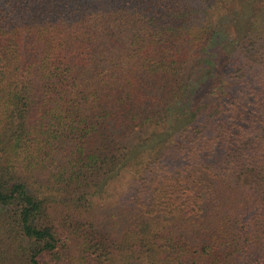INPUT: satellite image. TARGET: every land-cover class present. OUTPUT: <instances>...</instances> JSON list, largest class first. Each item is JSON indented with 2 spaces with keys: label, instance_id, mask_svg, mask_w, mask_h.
Listing matches in <instances>:
<instances>
[{
  "label": "trees",
  "instance_id": "1",
  "mask_svg": "<svg viewBox=\"0 0 264 264\" xmlns=\"http://www.w3.org/2000/svg\"><path fill=\"white\" fill-rule=\"evenodd\" d=\"M0 264H264V0H0Z\"/></svg>",
  "mask_w": 264,
  "mask_h": 264
}]
</instances>
